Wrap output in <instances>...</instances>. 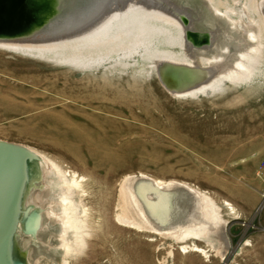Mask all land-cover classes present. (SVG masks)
Wrapping results in <instances>:
<instances>
[{
  "label": "rangeland",
  "instance_id": "374dc122",
  "mask_svg": "<svg viewBox=\"0 0 264 264\" xmlns=\"http://www.w3.org/2000/svg\"><path fill=\"white\" fill-rule=\"evenodd\" d=\"M164 2L211 44L187 47L176 20L129 5L82 37L0 45V140L39 157L26 203L41 227L16 237L26 264H264V0ZM162 61L216 72L172 95ZM136 178L192 190L227 245L204 227L178 236L191 225L178 195L160 231ZM191 244L207 257L180 251Z\"/></svg>",
  "mask_w": 264,
  "mask_h": 264
},
{
  "label": "water",
  "instance_id": "95a60500",
  "mask_svg": "<svg viewBox=\"0 0 264 264\" xmlns=\"http://www.w3.org/2000/svg\"><path fill=\"white\" fill-rule=\"evenodd\" d=\"M149 1L144 3L151 7L161 8L164 4L161 0ZM124 3L125 0H90L88 4L78 8L79 12L64 18L65 20L47 30L20 35L21 37L17 36L15 40L42 42L71 36L101 18L107 9L112 10ZM188 45L190 46L191 43ZM157 70L161 85L172 93L199 87L211 81L216 72L214 66L188 67L168 62L159 63ZM38 158V155L26 146L0 140V264H26L23 257L20 259L15 254L17 234L20 231L35 239L41 227V209L26 203L31 190L29 192L26 190L30 170L37 166ZM132 188L138 201L141 202L147 215L155 222L159 230L162 232L173 230L172 228L179 220L166 218L169 214L164 209V205L177 190H162L156 186L154 181L141 178H136L132 182ZM171 203L173 201H169L168 205Z\"/></svg>",
  "mask_w": 264,
  "mask_h": 264
},
{
  "label": "bare ground",
  "instance_id": "6f19581e",
  "mask_svg": "<svg viewBox=\"0 0 264 264\" xmlns=\"http://www.w3.org/2000/svg\"><path fill=\"white\" fill-rule=\"evenodd\" d=\"M89 1L90 0H0V45L10 44V43H13V44L59 43V42L69 41V40H72L78 37H82L85 34L92 31L100 23H103L104 20L108 19L107 20L108 22L116 14L124 13L128 11L130 9L129 5H134L136 7H142L147 11L153 10L154 12L156 11L155 13L157 14L168 17L169 19L176 20V22H178L181 25L180 28H183L184 30V41L187 47L189 46L188 45L189 43H191L192 45V46L190 45V47H193V48L199 47V46H209V44H211L210 43L211 35H208V34L200 35V34L194 33V30H192L188 26L187 20L183 18L182 15L179 14V12L175 10V8H173L172 6L164 2L165 0H161V2L164 3L162 4L161 8L147 6L146 3L150 2L149 0L144 1L146 3L142 2L141 0H125L124 5L117 6L116 8L112 10H109V9H107L106 11L103 10L104 12L102 11L103 16L101 18L96 19L94 22L90 23V25H87L88 27L68 37H63V38L54 39L50 41H42V42H35V41L20 42V41L15 40L17 36L21 37L20 35H24V34L27 35L28 33L32 34L36 31L39 32V31L47 30V28L52 27L53 25L61 22L62 20H65L73 13L79 12L78 8L82 7L83 5L88 4ZM199 42L201 44L198 45ZM162 62H165V61H162ZM168 63H172V62H168ZM178 65H183V64H178ZM185 66L194 67L196 65L194 66L185 65ZM157 69H158V64H157ZM156 74L158 78V70ZM205 84H202L199 87L193 88L191 90L200 88L201 86ZM168 92L172 95L179 94L178 92L177 93H172L170 91ZM186 92L187 91H183L180 93H186ZM155 184L159 189H162V190L169 191L171 189H176L177 192L176 191L173 192V197L178 195V197L180 196L181 198H183V204H184L183 207L186 211L188 210V213H186V215L182 219H187L188 217H190L189 219H191V223H190L191 225L188 228L183 229L178 235L179 237L180 236L181 237L182 236L193 237L196 235V232L195 233L191 232V231H194L193 230L194 228L204 227V230L206 232L215 234L219 239H221V241L224 244L227 245L226 239L224 237L225 235H224L223 227L219 229L218 225L215 222H213L210 219H206L203 216L202 211H204V209H203V205L201 204L202 201L199 200V197L197 196V194H195L189 188L185 186L176 185V183H173V182L163 183L157 180L155 181ZM127 193H128L129 201L132 207H134L133 209L135 210L136 214L138 215V217H140V219L145 221L146 219L144 218L141 211H139V208L136 202L133 200L134 199L133 196L128 191ZM225 205L229 206V204L227 203ZM127 226L129 228L132 227L131 225H127ZM180 251L183 253H188L189 251L196 252L205 258L207 257L206 252L202 250L201 248H199L198 246H196L195 244H191L189 247H181Z\"/></svg>",
  "mask_w": 264,
  "mask_h": 264
},
{
  "label": "crops",
  "instance_id": "0c3cea01",
  "mask_svg": "<svg viewBox=\"0 0 264 264\" xmlns=\"http://www.w3.org/2000/svg\"><path fill=\"white\" fill-rule=\"evenodd\" d=\"M262 193H264V191H261V193H259V195L261 196V198L263 199L262 197ZM264 200V199H263ZM262 219H264V217H262Z\"/></svg>",
  "mask_w": 264,
  "mask_h": 264
},
{
  "label": "built area",
  "instance_id": "2783aa9c",
  "mask_svg": "<svg viewBox=\"0 0 264 264\" xmlns=\"http://www.w3.org/2000/svg\"><path fill=\"white\" fill-rule=\"evenodd\" d=\"M264 164V163H263ZM264 166V165H263ZM262 197H263V199H264V193H262Z\"/></svg>",
  "mask_w": 264,
  "mask_h": 264
}]
</instances>
